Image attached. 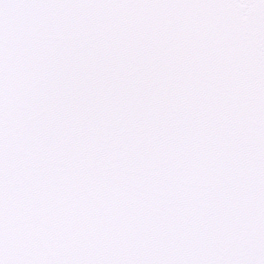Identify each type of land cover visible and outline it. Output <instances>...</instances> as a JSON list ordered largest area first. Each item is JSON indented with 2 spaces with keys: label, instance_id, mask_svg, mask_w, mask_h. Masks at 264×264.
<instances>
[{
  "label": "snow or ice",
  "instance_id": "1",
  "mask_svg": "<svg viewBox=\"0 0 264 264\" xmlns=\"http://www.w3.org/2000/svg\"><path fill=\"white\" fill-rule=\"evenodd\" d=\"M0 264H264V0H0Z\"/></svg>",
  "mask_w": 264,
  "mask_h": 264
}]
</instances>
